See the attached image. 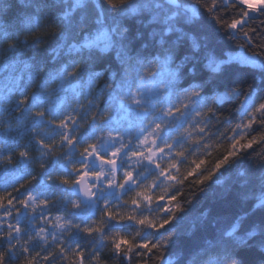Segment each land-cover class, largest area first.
I'll return each instance as SVG.
<instances>
[{
    "label": "clouds",
    "instance_id": "1",
    "mask_svg": "<svg viewBox=\"0 0 264 264\" xmlns=\"http://www.w3.org/2000/svg\"><path fill=\"white\" fill-rule=\"evenodd\" d=\"M4 193L0 264H264V0H0Z\"/></svg>",
    "mask_w": 264,
    "mask_h": 264
},
{
    "label": "snow or ice",
    "instance_id": "2",
    "mask_svg": "<svg viewBox=\"0 0 264 264\" xmlns=\"http://www.w3.org/2000/svg\"><path fill=\"white\" fill-rule=\"evenodd\" d=\"M11 196V193H4L2 196H0V199H7V202L10 204L12 203V200L11 199H8L9 197ZM22 203H27V201H22ZM44 203H47L46 201ZM109 215H112L111 212H109ZM91 230V229H89ZM81 258H83V253H80L79 254Z\"/></svg>",
    "mask_w": 264,
    "mask_h": 264
}]
</instances>
